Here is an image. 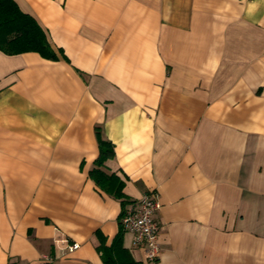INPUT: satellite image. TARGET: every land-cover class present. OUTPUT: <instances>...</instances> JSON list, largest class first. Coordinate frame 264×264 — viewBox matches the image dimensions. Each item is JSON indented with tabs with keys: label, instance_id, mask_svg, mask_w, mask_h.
<instances>
[{
	"label": "crops",
	"instance_id": "1",
	"mask_svg": "<svg viewBox=\"0 0 264 264\" xmlns=\"http://www.w3.org/2000/svg\"><path fill=\"white\" fill-rule=\"evenodd\" d=\"M14 1L57 58L0 49V264H104L148 190L160 250L124 230L134 259L264 264V0Z\"/></svg>",
	"mask_w": 264,
	"mask_h": 264
},
{
	"label": "trees",
	"instance_id": "2",
	"mask_svg": "<svg viewBox=\"0 0 264 264\" xmlns=\"http://www.w3.org/2000/svg\"><path fill=\"white\" fill-rule=\"evenodd\" d=\"M0 49L9 54L37 51L44 57L57 58L44 29L32 15L23 12L14 0H0ZM95 137L98 155L95 159L96 166L89 171V175L109 193L121 196L122 181L117 175L108 173L103 168L105 160L114 156V145L102 136L100 126H95ZM123 212L124 208L119 218V230L112 241L106 244L102 240L97 250L104 264H143L134 259L123 245Z\"/></svg>",
	"mask_w": 264,
	"mask_h": 264
},
{
	"label": "built area",
	"instance_id": "3",
	"mask_svg": "<svg viewBox=\"0 0 264 264\" xmlns=\"http://www.w3.org/2000/svg\"><path fill=\"white\" fill-rule=\"evenodd\" d=\"M159 208L157 192L148 190L131 201L125 207L121 217L123 229L133 233L135 244L143 249L145 258L149 260L156 259L160 250L158 244L159 224L155 217ZM77 246L78 244L74 242L69 245V248L72 250ZM37 264H56V262L54 258L46 255Z\"/></svg>",
	"mask_w": 264,
	"mask_h": 264
}]
</instances>
